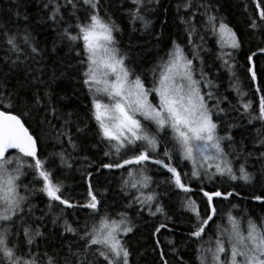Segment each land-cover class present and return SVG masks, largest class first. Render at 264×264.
Masks as SVG:
<instances>
[{
	"label": "snow or ice",
	"instance_id": "snow-or-ice-1",
	"mask_svg": "<svg viewBox=\"0 0 264 264\" xmlns=\"http://www.w3.org/2000/svg\"><path fill=\"white\" fill-rule=\"evenodd\" d=\"M153 2L159 5V0H121L120 9L127 15L129 24L140 21L147 28L150 22L145 19V13ZM253 3L254 11L246 23L254 34L264 37V0ZM109 6L102 0H41L46 21L56 26L60 40L67 41L78 58L80 82L90 101L89 118L95 121L96 135L108 149L104 156L115 157L96 164L95 173L102 169H123L120 189L130 197L125 208L136 206L137 215L147 210L149 216H164V222L153 225L151 232L152 251L157 253L160 264H169V260L157 234L162 229L172 231L167 223L172 217L159 201L149 164L166 169L171 175L165 183L185 194L181 204L191 215L181 246L193 250V264H264V216L254 218L246 211L233 215L232 209H237V204L218 212L216 200L233 196L243 199L241 193L234 187L224 192L218 188L205 191L203 187L205 181L214 183L217 178L227 177L229 181L244 184L257 180L256 174L246 168L252 153L241 159L233 147L231 129L236 125L228 123L222 127L224 117L230 112L247 117L249 123L258 121L264 126V94L259 97L258 109H252V102L245 99L247 93L241 90L236 75L241 38L218 15L211 0H178L176 11L184 13L178 18L185 25L190 54L185 52V46L173 40L165 56L150 70L151 79L146 82L127 64L128 56L117 39L123 29L106 11ZM16 15L20 17L21 12L17 11ZM23 20L27 22L26 14ZM208 35L215 38V60L219 61L212 76L204 70V59L199 55L201 51H211L203 46ZM0 44L13 54L12 63L17 66L29 60L37 62L42 51L27 26L0 27ZM244 55L246 75L255 83V92L264 93V59L259 67L254 60L258 55L264 58V46L257 45L256 51L250 49ZM194 61H199V67ZM37 71L33 69L32 80L38 79ZM225 73L228 83L221 91ZM233 92L235 104L229 99ZM13 104L14 94L0 91V264H130L132 253L124 238L133 232L134 225L128 211L112 212L102 205L93 188V171L85 170L82 174L87 186L85 202L72 201L63 191L60 175L49 166L48 158L41 159L38 154V138L30 131L28 120L32 109L37 114L43 109L44 116L37 123L51 126L48 115L58 117L50 95L34 92L30 102L24 103L25 111L18 114H14ZM70 123L65 120L56 135L58 140L66 138L75 151L76 141L67 131ZM76 131L83 129L77 127ZM257 143L264 147V137ZM55 155L62 166L72 167L70 153L62 151ZM174 155L176 166L171 162ZM258 158L264 160V152ZM83 159L88 162V168L93 167L94 161ZM184 161L190 165L188 171L178 170ZM29 173L40 184L38 189L30 186L31 181L24 183ZM259 180L264 183V164ZM193 181L205 198L203 211L188 195L194 191ZM37 191L47 197V211L41 210L40 216L32 203ZM250 199L264 205V191ZM56 209L59 212L51 222L55 224L62 219L64 232L77 238L75 250L72 244L67 251L42 250L37 242V238L45 235V217ZM66 209L88 211L83 222L76 221L73 226L64 218ZM166 246L175 254L174 264H188L173 240L169 239Z\"/></svg>",
	"mask_w": 264,
	"mask_h": 264
},
{
	"label": "trees",
	"instance_id": "trees-1",
	"mask_svg": "<svg viewBox=\"0 0 264 264\" xmlns=\"http://www.w3.org/2000/svg\"><path fill=\"white\" fill-rule=\"evenodd\" d=\"M211 2L218 9V15L223 17L241 38L242 49L237 56L236 75L239 78L241 90L247 93L245 99L251 100L252 109H258L259 97L264 93L255 92V83L250 81L244 71L246 62L244 54L250 49L256 51L257 45L264 46L262 43L264 37L254 34L246 23L248 16L254 11L253 0H211ZM102 3L110 5L106 11L123 29V32L118 34L117 39L119 40V47L128 56V66L136 74H140L146 82L151 79L150 70L160 58L165 56V53L171 48L173 40L185 46V52L190 54L184 33L185 25L178 18L184 13L181 11L178 14L176 11L178 0H159V5L154 2L150 4L149 11L145 13V19L150 22L147 28L140 21H136L134 25L129 24L127 15L120 9L121 0H102ZM245 6L247 11H245ZM17 11L21 12L20 17H17ZM24 14L28 16L27 22L23 20ZM5 26L13 29L29 27L42 50L37 62L34 63L29 60L26 64L17 66L12 63V60L15 59L13 54L7 51L6 46L0 44V91L14 94V114L25 111L24 103L30 102L33 93L36 91H39L41 95L47 92L51 97V106L57 109L56 116L58 118H54L52 115L47 117L51 126L48 123H37L44 116L43 109H40L38 114L36 109L31 110L28 122L31 124L30 131L38 138L40 158H48L49 166L60 175L64 185L63 191L74 202H85L87 186L82 179V174L85 170L93 171V188L98 193L102 205H106L112 212L128 211L134 225L133 232L124 238L132 253L130 264H160L157 253L152 251L154 238L151 232L152 226L164 222L165 218L160 214H157L156 217L149 216L147 210L137 215L134 210L136 206L133 209L125 208L130 197H126L120 189V177L123 169H102L99 173H95L96 164L100 161L108 162L115 157L104 156V152L108 149L106 144L100 141L96 135L95 121L89 118L88 105L90 101L86 89L80 82L78 58L71 51L68 42L60 40L56 26H53L50 21H46L41 10V0H0V27ZM205 39L206 43L203 46L211 51H201L199 55L204 59V70L212 76L216 73L219 65V61L215 60V52L217 51L214 45L215 38L208 35ZM196 43L199 41L197 40ZM261 59L264 58L259 55L254 58L258 67ZM194 64L199 67V61H194ZM33 69L39 70L35 73L38 77L37 80H32ZM227 83V74L225 73L221 91H224ZM234 96L235 92L229 96V99L235 104ZM68 113H71L70 117L67 116ZM65 120L71 121L67 126V131L76 141L77 149L75 151L69 147L66 138L57 139L56 133L62 129ZM228 123L236 125L231 129V134L235 140L233 147L241 155V159L247 153H252L247 159L246 168L256 174L257 180L253 184H244L243 181H229L227 177L217 178L214 183L205 181L203 187L205 191L218 188L222 192L234 187L237 192L241 193L243 199L233 196L227 200H216L218 212L221 209L227 211L232 204H237L239 207L232 209L233 215L238 216L241 211H246L254 218L264 216V205L250 199L251 196L264 191V183L259 180L260 169L264 160L258 158L260 153L264 152V147L257 143L259 139L264 137V126L258 121L249 123L247 117L238 115L236 112H230L228 116L224 117L222 127ZM26 126L28 125L26 124ZM77 127L83 131L77 132ZM169 148H171L170 145ZM162 150L163 144L161 145ZM62 151L71 154V168L62 166L59 156L55 155ZM84 157L95 162L92 168H88V162L83 159ZM171 162L174 166L177 165L175 155ZM148 167L150 169L149 175L156 182L153 187L159 193V201L167 214L172 217V221H175V225L172 221L167 222L172 231L162 229L157 234L161 241L160 246L163 248L169 264H174L175 260V254L166 246L169 239L173 240L183 259L188 264H193V250L181 246V241L184 239L183 233L188 228L189 216L191 215L185 211L181 204L185 194L174 186L165 183L171 175L166 169L154 164H149ZM189 167L188 162H180L178 170L188 171ZM30 181L33 182L30 186H34L36 189L40 187L31 173L24 178V183ZM191 186L194 191L188 195L197 201L201 211H203L205 198L198 191L195 181L192 182ZM32 203L35 206L34 210L37 216H40L41 210L47 211L45 208L47 197L39 191L32 197ZM87 211V209H66L64 218L75 226L76 221L83 222ZM58 212L59 210L56 209L53 214L45 217L43 221L46 226L43 229L45 235L43 238H37V242L41 245L42 250L62 249L67 251L69 244H72L75 250L77 238L64 232L62 219L55 224L51 222L53 215H57Z\"/></svg>",
	"mask_w": 264,
	"mask_h": 264
}]
</instances>
